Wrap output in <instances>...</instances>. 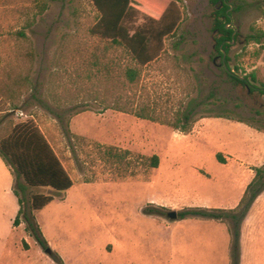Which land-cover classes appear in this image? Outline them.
I'll return each instance as SVG.
<instances>
[{
	"label": "rangeland",
	"instance_id": "1",
	"mask_svg": "<svg viewBox=\"0 0 264 264\" xmlns=\"http://www.w3.org/2000/svg\"><path fill=\"white\" fill-rule=\"evenodd\" d=\"M149 1L139 0L144 9ZM152 1L160 12L174 3L180 23L130 84L125 69L135 62L91 32L99 19L91 0H0V141L13 123L35 121L74 180L34 213L48 242L44 249L31 238L30 259L38 262V249L49 257L38 264H54L52 252L62 264H236L231 219L183 217L187 206L161 204L181 187L206 206L230 182L218 154L264 165V143L241 129L248 123L264 135V38L249 40L264 33V0H218L236 31L225 59L214 0ZM130 17L136 27L147 12ZM224 66L250 84L231 80ZM200 162L211 179L188 174ZM51 192L28 189L26 205ZM250 210L238 264H264V199Z\"/></svg>",
	"mask_w": 264,
	"mask_h": 264
},
{
	"label": "trees",
	"instance_id": "2",
	"mask_svg": "<svg viewBox=\"0 0 264 264\" xmlns=\"http://www.w3.org/2000/svg\"><path fill=\"white\" fill-rule=\"evenodd\" d=\"M99 11V19L91 28L93 34L99 35L116 45H122L129 51L135 65H129L125 69V78L130 84L136 83L141 76V68L158 59L164 49L166 37L173 34L180 23V13L174 3H171L165 10L150 0V9H144L139 0H91ZM215 10L217 18L214 30L217 32V49L225 59L229 51L234 29L228 27L229 17L227 6L219 8L218 0ZM153 8H155L153 10ZM136 9L147 12V18L143 24L138 26L128 25L127 21ZM153 10V11H152ZM222 17L226 19L223 20ZM264 33L249 35V40L262 42ZM225 53V54H224ZM225 72L231 80L248 86L249 77H240L224 66ZM255 78V75H251ZM264 94V89L262 90ZM122 110V109H121ZM141 114L144 118H151L147 114ZM188 113L185 119H189ZM217 117H222L217 115ZM245 122L244 120H238ZM248 124V123H247ZM179 128V127H176ZM183 132L190 129H181ZM0 156L12 169L14 175V192L18 196L20 210L14 225L26 224V231L35 238L42 248H48L39 222L36 220L35 211L42 210L55 200V194L67 192L74 186V180L66 170L62 161L47 140L35 121L29 119L11 125L9 133L0 141ZM218 160L225 162L222 155L218 154ZM154 164H158V157H153ZM255 176L248 184L244 196L237 207L233 209H222L212 207H189L183 210L180 215H198L210 217L220 221L232 220L235 231L232 229L233 249L237 251L234 255L236 264L239 262L240 251V228L243 219L246 217L253 202L264 192V165L254 167ZM30 188H51L49 194L38 193L32 195L29 207L26 205V192ZM24 246L29 244L24 240ZM50 257L57 263L62 264L60 256L53 253Z\"/></svg>",
	"mask_w": 264,
	"mask_h": 264
},
{
	"label": "crops",
	"instance_id": "3",
	"mask_svg": "<svg viewBox=\"0 0 264 264\" xmlns=\"http://www.w3.org/2000/svg\"><path fill=\"white\" fill-rule=\"evenodd\" d=\"M241 129L249 133V135H253L251 137L249 136V142L258 138V141L264 143V135L254 132L252 126L243 124ZM242 140L244 141V139ZM232 147L233 145H230L229 149H232ZM260 153L259 151L258 154ZM240 157H244V154H242V156L240 155ZM251 157L253 158L251 160H247V158L245 159L244 157L245 160L239 161L236 159L230 164L226 163V161L223 163L217 160L221 163V167L225 169L224 173L229 175L228 181L231 183H221L220 186L215 189L212 198H210L206 206H200L196 198L191 196L187 191L184 192L181 190V187L178 190V195L175 194L163 200L161 206L163 208L187 206V208L212 207L222 209H233L237 207L244 196L248 184L255 176L253 167L260 166L253 163L256 156L253 157V155H251ZM212 163H216L215 159L212 160ZM195 165L192 171L188 170L190 176L199 179H204L206 177L212 178V174L205 167V163L200 162ZM179 170L182 171V169ZM14 183L15 180L12 169L0 156V264H38L44 260L48 261L49 257H44L41 253V249L37 250L39 254L38 262L34 258L30 259V256L27 255V253H30L32 250L33 242L31 238L33 237L26 231V224L24 222L18 226L14 225V221L20 210L19 199L14 192ZM262 199H264V192L256 199L250 212H253V210L257 208ZM24 240L29 244V248L24 246ZM53 262L56 264L55 261Z\"/></svg>",
	"mask_w": 264,
	"mask_h": 264
},
{
	"label": "flooded vegetation",
	"instance_id": "4",
	"mask_svg": "<svg viewBox=\"0 0 264 264\" xmlns=\"http://www.w3.org/2000/svg\"><path fill=\"white\" fill-rule=\"evenodd\" d=\"M221 4H224L225 5V3L223 2H221ZM225 18V17H224ZM234 29V28H233ZM233 39L231 40V42L233 43L234 41H235V39H236V31H235V29H234V33H233ZM249 91H251V88L249 89Z\"/></svg>",
	"mask_w": 264,
	"mask_h": 264
},
{
	"label": "water",
	"instance_id": "5",
	"mask_svg": "<svg viewBox=\"0 0 264 264\" xmlns=\"http://www.w3.org/2000/svg\"><path fill=\"white\" fill-rule=\"evenodd\" d=\"M224 54H225V53H224ZM169 216H170L171 218H175V217L177 216V214H176L175 211H170V212H169ZM48 251H49V249H48Z\"/></svg>",
	"mask_w": 264,
	"mask_h": 264
}]
</instances>
